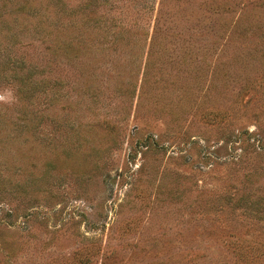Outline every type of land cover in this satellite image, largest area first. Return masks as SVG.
I'll return each mask as SVG.
<instances>
[{"label": "rangeland", "instance_id": "rangeland-1", "mask_svg": "<svg viewBox=\"0 0 264 264\" xmlns=\"http://www.w3.org/2000/svg\"><path fill=\"white\" fill-rule=\"evenodd\" d=\"M0 264H264V0H0Z\"/></svg>", "mask_w": 264, "mask_h": 264}, {"label": "trees", "instance_id": "trees-1", "mask_svg": "<svg viewBox=\"0 0 264 264\" xmlns=\"http://www.w3.org/2000/svg\"><path fill=\"white\" fill-rule=\"evenodd\" d=\"M69 44L72 45L71 43H69ZM69 44H68V45H69Z\"/></svg>", "mask_w": 264, "mask_h": 264}]
</instances>
